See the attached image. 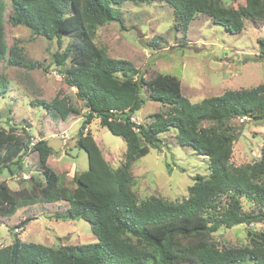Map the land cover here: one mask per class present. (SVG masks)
<instances>
[{
    "label": "trees",
    "instance_id": "16d2710c",
    "mask_svg": "<svg viewBox=\"0 0 264 264\" xmlns=\"http://www.w3.org/2000/svg\"><path fill=\"white\" fill-rule=\"evenodd\" d=\"M128 1L168 4L178 31L186 32L199 15L211 17L214 24L232 34H241L247 19L264 21V0H246L238 9L224 7L221 0H10L11 26H24L33 36L50 41L57 39L59 45L64 37L72 38L63 53L57 51L52 57L66 85L76 89L77 99L88 109L78 138L88 156V170L76 174L75 189L60 186L59 175L47 165L56 154L47 141L30 147L32 136L26 131L21 135L15 128H0V170L21 166L24 153L37 152L46 182L35 181L31 190L14 191L1 181L0 216L11 217L21 206L67 202L68 211L54 217L85 220L97 242L53 248L16 239L0 249V264H264L262 234L253 235L250 245L243 247L220 248L213 240L221 228L264 222V146L258 162L232 165L238 133L230 125L239 118L264 121V84L192 103L182 94L177 77L157 73L146 80L131 62L109 57L94 42L99 26L112 22L124 26L119 7ZM6 21L5 3L0 0V69L5 61L30 70L44 68L28 61L17 43L8 47ZM154 41L147 48H158ZM258 44V58L264 59V39ZM69 60L70 66L65 68ZM9 89L0 70V96ZM143 92L167 108L151 116L147 126L133 120L145 105ZM31 105L41 106L63 121L81 114L61 92L49 102L36 99ZM95 119L126 143L125 161L118 169L111 168L94 137L85 133ZM171 129L177 130L181 145L209 158L210 176L198 177L181 201L152 196L140 202L132 190V166L149 154L150 147L161 144L159 136ZM224 197L228 198L225 204ZM242 198L253 201L259 210L244 212ZM31 220L26 218L19 227Z\"/></svg>",
    "mask_w": 264,
    "mask_h": 264
},
{
    "label": "rangeland",
    "instance_id": "374dc122",
    "mask_svg": "<svg viewBox=\"0 0 264 264\" xmlns=\"http://www.w3.org/2000/svg\"><path fill=\"white\" fill-rule=\"evenodd\" d=\"M221 1L224 7L231 9L246 5V0ZM4 3L8 47L12 48L17 43L28 61L39 62L44 68L30 70L3 62L0 70L7 77L10 89L0 96V128H15L21 135L26 131L34 142L30 147L40 140L47 141L56 151L49 157L47 165L59 175L60 186L73 190L76 188V174L88 170L87 153L78 145L79 132L88 109L77 99L76 89L66 85L52 57L57 51L63 53L72 38L64 37L62 45H59L57 39L50 41L33 36L24 26H11L8 18L12 4L10 0H4ZM119 9L124 26L117 22L99 26L94 42L109 57L131 62L141 70L146 80L157 73L175 76L181 82L182 94L192 103L222 95L228 90L251 89L264 84V59L258 58V40L264 39V21L247 19L243 32L232 34L214 24L211 17L199 15L185 32L175 29L173 9L164 2L128 1ZM151 41L158 42V48L148 49L146 44ZM69 66L70 60L65 68ZM60 92L80 109V115L63 121L49 115L43 107L31 105L36 99L49 102ZM142 96L145 105L133 120L147 126L152 121L151 116L167 108L154 102L149 94L143 92ZM230 125L238 133L233 145L232 165L258 162L264 146V121L239 118L231 120ZM203 126L209 127L211 123H203ZM85 133L94 137L112 169L123 165L126 143L121 137L103 128L98 119L87 126ZM177 134L176 129L161 134V144L150 147L148 155L134 162L132 190L140 202L152 196L181 201L188 197L198 177L207 179L210 176L209 158L192 147L181 145ZM142 143L145 144L144 141ZM19 161L21 166L0 170V182L6 181L14 191L31 190L35 181L46 185L37 152L27 151ZM227 201V197L222 199L223 204ZM242 206L244 212L259 210L253 201L246 198H242ZM68 209L67 202L37 203L21 206L11 217L0 216V249L10 246L16 239L53 248L97 242L91 225L85 220H57L54 217L65 214ZM28 217L32 220L23 228L19 227ZM256 234L264 235V222L221 228L213 234V240L220 248L243 247L250 245L252 236Z\"/></svg>",
    "mask_w": 264,
    "mask_h": 264
},
{
    "label": "built area",
    "instance_id": "2783aa9c",
    "mask_svg": "<svg viewBox=\"0 0 264 264\" xmlns=\"http://www.w3.org/2000/svg\"><path fill=\"white\" fill-rule=\"evenodd\" d=\"M33 143H34V142H33ZM33 143H32V144H33Z\"/></svg>",
    "mask_w": 264,
    "mask_h": 264
}]
</instances>
